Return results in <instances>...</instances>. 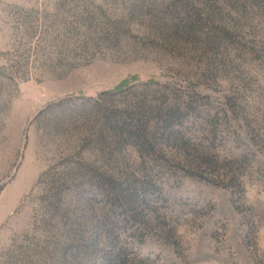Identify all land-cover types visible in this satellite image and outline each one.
<instances>
[{
    "label": "rangeland",
    "instance_id": "374dc122",
    "mask_svg": "<svg viewBox=\"0 0 264 264\" xmlns=\"http://www.w3.org/2000/svg\"><path fill=\"white\" fill-rule=\"evenodd\" d=\"M0 264H264V0H0Z\"/></svg>",
    "mask_w": 264,
    "mask_h": 264
},
{
    "label": "trees",
    "instance_id": "16d2710c",
    "mask_svg": "<svg viewBox=\"0 0 264 264\" xmlns=\"http://www.w3.org/2000/svg\"><path fill=\"white\" fill-rule=\"evenodd\" d=\"M118 130H119L120 132H123V131H124V129H123V128H119Z\"/></svg>",
    "mask_w": 264,
    "mask_h": 264
}]
</instances>
